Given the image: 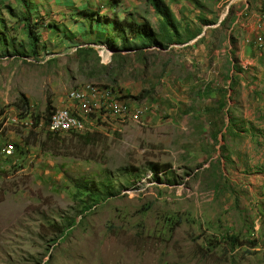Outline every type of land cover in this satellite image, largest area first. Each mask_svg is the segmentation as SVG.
Masks as SVG:
<instances>
[{
    "label": "rangeland",
    "instance_id": "rangeland-1",
    "mask_svg": "<svg viewBox=\"0 0 264 264\" xmlns=\"http://www.w3.org/2000/svg\"><path fill=\"white\" fill-rule=\"evenodd\" d=\"M73 1L0 0V264H264V165L248 159L263 148L246 134L264 117L228 85L227 49L239 110L215 111L206 0H154L167 24L150 0ZM124 20L148 39L97 32ZM91 86L103 114L70 102ZM110 89L142 119L115 115ZM57 110L82 130L49 132Z\"/></svg>",
    "mask_w": 264,
    "mask_h": 264
},
{
    "label": "crops",
    "instance_id": "crops-1",
    "mask_svg": "<svg viewBox=\"0 0 264 264\" xmlns=\"http://www.w3.org/2000/svg\"><path fill=\"white\" fill-rule=\"evenodd\" d=\"M71 2V4L75 3L73 0ZM205 4L202 15L208 20L214 19L215 22L213 26H205L201 30L206 50L203 51L204 58L200 63L207 74L211 75L213 73L214 75L215 92L218 96L217 105H215L216 113L222 111L228 104L232 105L229 107H232L236 112L239 110L236 106L239 95L235 93L234 89L224 86L222 82V57L227 49L232 64L228 85L237 76L240 79L241 86L247 87L245 96L247 102L240 98L247 103L246 117L249 115L251 107L254 110L257 108L260 113H263L264 117V0H206ZM227 21L229 23L226 26ZM109 25L111 28L107 25L104 26L110 29L109 31L102 27L97 32L100 33L102 30H106L107 34L112 32L113 26ZM219 36L226 37L227 41H224L216 51V43L218 44L216 38ZM211 48H214L215 51L213 60L212 56L205 53L207 49ZM237 68L241 69L240 73H236ZM227 92L229 93L227 97L232 96L231 100L225 99ZM228 101L230 102L228 103ZM253 124L255 126H251V129L247 127L246 134L251 137L250 141L254 144L253 148L257 147L258 144L260 145L259 148H263V155L257 156V153L253 151L249 154L248 159L252 162L261 159L263 161L261 164L264 165V120L262 123H257L254 119ZM246 125H248V122H246ZM255 177H257L255 180L256 185L260 184L264 187V176Z\"/></svg>",
    "mask_w": 264,
    "mask_h": 264
},
{
    "label": "built area",
    "instance_id": "built-area-1",
    "mask_svg": "<svg viewBox=\"0 0 264 264\" xmlns=\"http://www.w3.org/2000/svg\"><path fill=\"white\" fill-rule=\"evenodd\" d=\"M94 89H96L95 86H91L90 88H84L77 94H73L70 98V102H72L73 104H78L82 96H89V103L87 104L88 110L91 106L99 107V101H90V93ZM106 96L108 97V101L111 104V110L114 112L115 115H133L139 120L142 119V116L144 115V110L140 108L132 109L129 103H123V99H120V95H117L115 91H112L110 89V94H107ZM50 120L54 123H58L66 127H73L71 126V118L64 116L61 112L58 116L51 117ZM13 152L14 149H6L5 154L11 156Z\"/></svg>",
    "mask_w": 264,
    "mask_h": 264
},
{
    "label": "trees",
    "instance_id": "trees-1",
    "mask_svg": "<svg viewBox=\"0 0 264 264\" xmlns=\"http://www.w3.org/2000/svg\"><path fill=\"white\" fill-rule=\"evenodd\" d=\"M151 2H152V5H153V7H154V9L158 12L157 14H158V16H160V17H162V20L161 21H159L158 20V23L159 24H163V23H165V21H166V24H167V21H168V18L166 17V15L165 14H163L161 11H159L158 9H157V5L155 4V2H154V0H150ZM85 14H88V13H85ZM113 26V25H112ZM113 31H118V32H120V34H121V38L122 39H124L123 37V32L124 31H129V32H131L132 34H134V36L135 37H137V38H142V39H148V36H147V33H146V30H145V28H143L139 23H136V22H130V21H128V20H124V21H122V22H118L117 23V27H115V29H114V27H113V29H112ZM31 30L29 29V27L27 28V32H28V35H29V37L32 39V41H33V43H32V47H33V49H36V46H37V44L39 43V37H38V35L37 34H32V32H30ZM34 53H36L35 52V50H34ZM115 91V90H114ZM127 98V96L125 97V99ZM53 116V112L51 111L50 112V114H49V116L47 117V119L45 120V125H48L49 124V122L51 121L50 120V118ZM89 190H91V189H88V188H86V191L87 192H89ZM93 194V193H92ZM94 197H97V195L96 194H94ZM60 232H62V231H60ZM229 240H230V242H231V245H237V244H239V240H238V238H236V237H230L229 238ZM252 246H254L253 244H252Z\"/></svg>",
    "mask_w": 264,
    "mask_h": 264
},
{
    "label": "bare ground",
    "instance_id": "bare-ground-1",
    "mask_svg": "<svg viewBox=\"0 0 264 264\" xmlns=\"http://www.w3.org/2000/svg\"><path fill=\"white\" fill-rule=\"evenodd\" d=\"M78 92H74L73 94H77ZM72 94V95H73ZM72 95L69 97V99L72 97ZM81 99V98H80ZM95 109L94 110H89L90 112H96L98 114H103V112H105L106 110H108V108L102 109L98 106H94ZM101 111V112H100ZM61 113H63L64 116L71 118V126L73 127H66L64 125L58 124V123H54L52 121L49 122L47 128L49 130V132L53 133V134H58L60 132H74V131H79L82 130L81 128V119L78 116L76 111H70V113L66 112V111H60ZM60 112H57L54 114V116H58L60 114ZM53 116V117H54ZM137 118H134L132 120H136ZM75 133V132H74ZM6 149H13V147H7Z\"/></svg>",
    "mask_w": 264,
    "mask_h": 264
}]
</instances>
